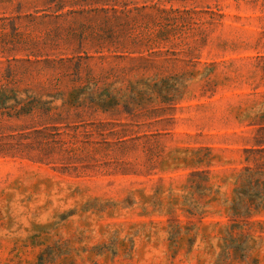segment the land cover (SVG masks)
Segmentation results:
<instances>
[{
	"label": "rangeland",
	"instance_id": "374dc122",
	"mask_svg": "<svg viewBox=\"0 0 264 264\" xmlns=\"http://www.w3.org/2000/svg\"><path fill=\"white\" fill-rule=\"evenodd\" d=\"M0 264H264V0H0Z\"/></svg>",
	"mask_w": 264,
	"mask_h": 264
},
{
	"label": "trees",
	"instance_id": "16d2710c",
	"mask_svg": "<svg viewBox=\"0 0 264 264\" xmlns=\"http://www.w3.org/2000/svg\"><path fill=\"white\" fill-rule=\"evenodd\" d=\"M59 121H60V120H59ZM53 128H57V127L54 126Z\"/></svg>",
	"mask_w": 264,
	"mask_h": 264
}]
</instances>
